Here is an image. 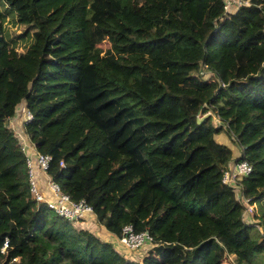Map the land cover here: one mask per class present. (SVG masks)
Returning a JSON list of instances; mask_svg holds the SVG:
<instances>
[{
	"label": "trees",
	"instance_id": "trees-1",
	"mask_svg": "<svg viewBox=\"0 0 264 264\" xmlns=\"http://www.w3.org/2000/svg\"><path fill=\"white\" fill-rule=\"evenodd\" d=\"M222 12V0H0V264L264 256V208L260 235L220 183L231 152L214 140L224 133L242 148V195L264 201V0ZM5 19L23 29L5 31ZM21 103L47 175L113 237L147 232L141 258L30 199L5 126Z\"/></svg>",
	"mask_w": 264,
	"mask_h": 264
},
{
	"label": "built area",
	"instance_id": "built-area-1",
	"mask_svg": "<svg viewBox=\"0 0 264 264\" xmlns=\"http://www.w3.org/2000/svg\"><path fill=\"white\" fill-rule=\"evenodd\" d=\"M248 0H222V14H234L239 7L247 5ZM208 77V75H207ZM204 114L198 116V120L208 115ZM31 119V114L25 109L23 105H19L12 117L8 118L5 122L7 130L11 133L16 142L20 153L24 157V164L26 170V183L28 194L31 200L36 204H43L46 208L52 211L56 216L65 219L70 224L75 225L76 222H81L87 216L92 215L91 209L85 204L83 200L72 201L67 195L61 192L57 184L47 175L50 157L36 152L34 146L26 138L22 132V125ZM213 124H218V119L212 117ZM20 131L23 139L21 141L14 137V132ZM237 155L231 159L220 169V183L229 188L234 196V200L242 207L241 221L243 224L253 226L255 230L261 235V227L257 223L255 213L257 211V203L250 202L248 198L242 195L241 180L246 178L250 173V166L240 161L243 155V150L240 146L237 148ZM63 167V164H59ZM42 178V180H41ZM264 208V203H263ZM259 217V216H258ZM259 221V219H258ZM116 242L128 251H138L146 245H150L151 239L147 232L134 233L130 226H124L121 229L120 236L116 238ZM7 247V241L4 240L0 249V254L4 253ZM226 262L235 264V257L226 254Z\"/></svg>",
	"mask_w": 264,
	"mask_h": 264
},
{
	"label": "rangeland",
	"instance_id": "rangeland-1",
	"mask_svg": "<svg viewBox=\"0 0 264 264\" xmlns=\"http://www.w3.org/2000/svg\"><path fill=\"white\" fill-rule=\"evenodd\" d=\"M2 27L5 28L4 29L5 31H10L11 33H17L18 29L19 30L23 29V27H20L19 25H17V26L12 25L10 23V21L6 20V19L2 23ZM18 44H19L18 50H22L25 47V43L19 42ZM204 78H206V77H204ZM21 105H23V104L21 103ZM13 135H14L15 139L17 138V140L19 139V141H21V138L23 139L22 134H21L20 131L14 132ZM214 140H215V142L220 143V144L224 145L225 147H227L230 150V152L232 153L231 156H234L236 154L235 144L231 143L230 139L224 133L217 134L214 137ZM263 203H264V201H260V203L258 205V208H257V211L255 213V217H256L257 223L259 222L258 221V216H260V214L262 212L260 209H262L261 207H263L262 206ZM86 223H88V224L92 223L94 228L97 229V230L96 229L94 230V233L97 234L98 236L101 235L99 233L101 230L98 227V225L96 224L94 218L92 219L90 216H88V218L86 220ZM81 225H83V224H81V222L79 221V222H76V224L74 226H76L77 228H80ZM247 225H249V224H247ZM249 236L252 239H257L258 238L256 232L253 229L249 230ZM148 248H149V246L146 245L144 248H142V249H140L138 251H135V252L131 251L130 252V251L124 249V248L119 247V251H121V253L124 254L126 257H130L131 256L133 259H139V258H141L144 255L145 251L148 250ZM253 264H264V256H259V258L257 257Z\"/></svg>",
	"mask_w": 264,
	"mask_h": 264
},
{
	"label": "crops",
	"instance_id": "crops-1",
	"mask_svg": "<svg viewBox=\"0 0 264 264\" xmlns=\"http://www.w3.org/2000/svg\"><path fill=\"white\" fill-rule=\"evenodd\" d=\"M219 144H220V143H219ZM221 145H222V144H221ZM223 146H224V145H223ZM236 148H237V147H236ZM231 154H232V153H231ZM236 155H237V149H236V154H235L234 156H231V159L235 158ZM229 161H230V160H229ZM41 180H42V178H41ZM90 217H91L92 219L94 218L93 215H90ZM87 218H88V216H87L84 220L81 221V224H83V225H81V227L78 228V229L88 230V231H90L92 234H94L97 238H99L100 240L108 241V242L112 243V244L114 245L115 249L118 250V251H119V247L123 248L122 246H120V245L116 242V238L113 237L112 235L106 233L102 227L98 226V227L100 228V230H101V231L99 232L101 235L98 236L97 234H95V233H94V230H95L96 228H94V226L92 225V223H90V224L86 223ZM96 224H97V223H96ZM74 227L77 228L76 226H74ZM93 228H94V229H93ZM96 230H97V229H96ZM119 252L121 253V251H119ZM129 258H130V257H129Z\"/></svg>",
	"mask_w": 264,
	"mask_h": 264
}]
</instances>
